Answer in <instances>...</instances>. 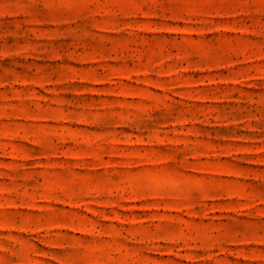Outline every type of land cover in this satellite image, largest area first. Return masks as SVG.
Segmentation results:
<instances>
[{"label": "rangeland", "instance_id": "rangeland-1", "mask_svg": "<svg viewBox=\"0 0 264 264\" xmlns=\"http://www.w3.org/2000/svg\"><path fill=\"white\" fill-rule=\"evenodd\" d=\"M0 264H264V0H0Z\"/></svg>", "mask_w": 264, "mask_h": 264}]
</instances>
